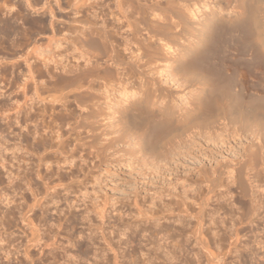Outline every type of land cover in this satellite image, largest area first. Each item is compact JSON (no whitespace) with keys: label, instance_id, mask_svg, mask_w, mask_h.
<instances>
[{"label":"bare ground","instance_id":"obj_1","mask_svg":"<svg viewBox=\"0 0 264 264\" xmlns=\"http://www.w3.org/2000/svg\"><path fill=\"white\" fill-rule=\"evenodd\" d=\"M23 1L27 7L33 8L34 0ZM201 1L66 0L63 3H59L58 0H54L53 3L47 0L44 3L41 1L43 9H39L47 12L48 22L44 19L32 22L46 26L52 36L62 32L63 42L54 43L56 49L61 48L57 62L59 66L56 62L54 65V70L59 71L54 72L49 67V60L45 62L42 72L44 75L47 74L50 80L33 82L32 90L35 95L40 94V91L48 92V96L41 98L37 96L38 101L29 97L28 101L16 102L14 108L17 110L11 123L18 126V131L12 129L15 133L12 132L11 137L15 142H9L10 144L6 141V128L11 119H8L10 116L6 113L8 105L2 100L0 163L2 167L9 164L10 169L13 168L9 169V173L16 172L13 174L15 179L12 176V181L17 179V190L23 189L27 193L25 195V191V194L19 191V196L16 195L17 205L21 207L24 201L28 213L32 214L35 209L39 211L37 217L36 214L32 215L38 212L29 215L33 219L37 218L39 227L42 225L46 235L51 234L53 237L59 235V231H54L53 227L57 229L56 226H60L63 217L65 223L69 221L73 224L83 221L89 223L91 217L100 219V223H104L103 219L107 213L104 205L92 206V211L82 197L76 200L71 198L75 194V185L81 187L85 176L94 168L93 165L90 167L83 162L85 160L83 152L95 156V151L92 153L94 149L91 150L93 142L100 140L101 150L114 147L112 149L119 153V157L128 155L138 160L142 154L139 156L136 153L141 152L149 157L154 154L158 158L160 154L185 139L207 137L220 125H228L227 127L231 126V128L236 125V129L240 130L241 148L244 150H241L242 162L243 165H249V171H246L245 165L242 166L245 170L243 168L239 170L238 183L241 195L239 224L241 225L238 229L241 236H237L241 238L247 236L248 222L253 227L257 225L264 227V159L261 160L259 156V160L257 156L260 152L259 148L264 145L262 136L259 135L263 134L261 130L264 129V0H220L223 5L217 8L209 3L199 5ZM55 9L64 11L65 16L58 17ZM8 26L15 28L14 22H10ZM226 36H229L236 47L239 46L250 52V63L252 61L255 65H259L257 87L254 91H244L241 87L236 89L235 78L233 77V80L231 74L227 73L228 70L221 63V58L218 59ZM41 55L40 51L38 56ZM162 74L165 76L164 81L161 78ZM170 83H174L176 87L172 89ZM21 87L25 93L26 86ZM70 103L75 106L74 110H68ZM24 105L27 106L28 111L24 110L22 111L24 113H21L20 109ZM57 106L66 113H61V110L59 113L55 112L54 108ZM41 114H47L48 118L52 117L46 122L41 118L44 116ZM8 147L11 150L10 161H7ZM248 147H253L254 150L251 151ZM247 148L251 152H246ZM95 154L99 161L104 157ZM224 165L232 166L227 161ZM231 172L229 170L228 173ZM213 184L206 186L205 192L203 191V194L201 193L196 199L192 198L197 207L196 211L192 212L195 225L192 224L193 229L189 228L192 229L196 245L206 250L208 247H205V239L202 238L204 229L201 222H203V209L210 200L208 195L215 187ZM4 197L3 202L7 198ZM61 202L65 205L64 209L60 207ZM182 203H178L179 207H183H181L182 211L177 208L189 214L191 211L187 212V207L190 205L186 202L188 205L183 203V206ZM89 212H94V215H90ZM181 217L182 215H177L174 221H180ZM20 218L23 220V217ZM31 218L28 219L30 229L26 226L28 230L37 226V221ZM167 224L156 223L153 230L162 233L160 231L168 229L164 227ZM151 225L153 227V224ZM262 230L264 231V228ZM172 231L167 233L171 237L176 234L175 230L174 234ZM29 233L32 236L34 232ZM40 233L33 234L30 238L35 241L33 243H36ZM88 237L87 239L90 238ZM242 240L247 239L240 241ZM258 242L261 244L264 240ZM244 245L247 243H243V247ZM148 251H151H146L149 257ZM250 252L252 253L251 250ZM62 253L60 252L61 255ZM147 253H145L146 257ZM202 253H205V250ZM207 253L209 254V251ZM63 254L72 255L66 254L65 251ZM72 256V260L75 261ZM28 257L30 259L29 254ZM157 257L155 256L154 259ZM32 259L31 256L29 261ZM148 260L149 258L147 262ZM210 260L212 259L208 261ZM20 261L18 260V263Z\"/></svg>","mask_w":264,"mask_h":264},{"label":"rangeland","instance_id":"obj_2","mask_svg":"<svg viewBox=\"0 0 264 264\" xmlns=\"http://www.w3.org/2000/svg\"><path fill=\"white\" fill-rule=\"evenodd\" d=\"M41 1L44 3L46 0L33 1V8L37 9L35 11L33 8L27 7L25 3H23V0H0V114L2 111V100H5L8 105H6L7 111H5L7 115L10 116L8 119H11L9 120L10 123H7L8 127L6 126V141H8V143L14 140L11 136L18 131V126H14V124L11 123L14 112L17 110L14 108L16 107V102H23L24 100L28 101L30 99L29 97L38 101L39 98H37V96H40V98L48 96V92L40 91V94L38 93L39 95H35L34 90H32L33 82H48V80H50L49 76L47 74L44 75L42 72V70L44 71L43 66L45 62L49 60V67H51L54 72L59 71L54 70V65L59 61L61 48L58 50L54 45L63 42L62 32L56 33L53 37L46 26L38 24L39 22L35 24L32 22L38 21L39 19H44L45 22H48L47 19L49 16L45 10H42ZM47 1L53 3L54 0ZM58 1L59 3H63L66 0ZM221 1L202 0L199 5L209 3L217 8L223 5ZM55 13L60 18L64 17L66 14L59 9H55ZM15 19L16 21H14ZM10 22H14V29L8 26ZM228 37H224L223 46L218 54V59L221 58L222 62H220L224 64V68L226 67L225 69L228 70V72H226L229 75L231 74L232 78H235L236 89L241 87L242 89L244 88V91H254L257 87V71H259V65H255L251 61V63H253L252 65L249 59V57L251 58L250 52L239 46L236 47ZM40 51L42 52V55L38 56ZM56 65L59 66L58 63ZM31 75H33V77H31ZM161 78L163 81L165 80L164 74H162ZM173 84L174 83H170L172 89L176 87L175 84ZM23 85L26 86L25 93H23L21 89V86ZM237 85L240 86L238 87ZM177 96H179V93H177ZM68 108V110H74L75 106L73 103H70ZM27 109V106L24 105L23 108L20 109L21 113H24L22 112L24 110L28 111ZM60 110L61 113H66V111L59 106L54 108L55 112L59 113ZM41 115H44L41 116V118L46 122H49V118L52 117L48 118L47 114ZM1 123L2 118L0 115V125ZM24 124L28 123L24 122ZM13 126L17 129H14ZM225 126H218L217 129H214L215 131L213 130V132L209 133L205 138L198 136L193 140L185 139L183 142L176 144V146L174 145V147L167 152L160 154L158 158H156L154 154L149 157L141 152H137L136 155L140 156L142 154L144 157L141 155V158L138 160L129 157L128 155L119 157V153L112 149L114 147L104 148L103 151L100 148V140H97V142L95 141V143L93 142L91 145V150L94 149L92 153L95 151L98 155L104 156V160L102 158V160L99 161L97 158L98 156L95 153V156L93 157L92 154L87 155V153L85 154V152H83V158L85 159L83 162L90 167L93 165L94 168L89 175L85 176L84 183L81 187L78 186V184L75 185V194L71 198L76 200L82 197L84 201L86 200L85 203H88L87 205H89V209L92 211V206L102 207L104 205L103 207L107 208L106 217L103 219L105 221L104 223H100V219L91 217V221H89L90 224L88 222L79 221L82 223L76 222L75 224H78L76 226L72 221H69L72 224L69 222L65 223L63 217V219L60 220L61 222L59 221V228L57 226V229L53 227L54 231H59V235L56 234L54 237L51 234L46 235L42 225L39 227L38 221L36 220L37 218L33 219L32 216H35V214L36 217L37 215L39 216V211H36L37 209H35L34 212L38 213L32 212V214L34 213V215H32L30 212H27L26 202L23 201L21 207L17 205L18 198L16 195L19 196L20 190V192L23 193L25 190H17V179L14 180L15 182L12 181L15 179L13 174L16 172L12 174L9 172L13 168L10 169L9 164L2 167L0 163V264H21V261L22 264L27 262V264H58L59 262V264H64L65 262H67V264H140V262L141 264H216L219 261L221 263L219 262L218 264H264V247L262 246L264 245V242H262L264 240V236L262 237V235H264L262 234L264 232L262 230L264 228L263 225V228L261 225L253 227L248 222L246 224V227L247 225L249 226L246 228L247 236L241 238V235L239 234L240 232L238 228L240 227L239 225H241L239 224V213L241 211L239 199L241 198V195L239 194L238 176L239 170L241 171L243 168L242 166L245 165H243L241 154L243 153L241 152L242 142L240 140V135L242 133H240V130L236 129V125H234L235 128H231V126L227 127L228 125ZM1 128L2 127L0 126V130ZM12 129L15 130V132L12 131ZM261 131L263 134L260 133L259 135L262 136L261 138L264 141V129ZM1 136L2 133L0 131V148L2 144ZM248 148L251 151L254 150L253 147ZM248 148L246 152H251ZM8 149L7 161H10V147H8ZM259 149L260 152L257 151L259 152L257 153L259 154L257 156L259 160L260 158L262 160L264 159V145L262 144ZM226 161L232 166L229 165L231 167H228L224 165ZM244 163L247 162L244 161ZM246 165V171H249V165ZM229 170L230 172L232 171L231 174L228 173ZM9 174H11V176ZM212 181L215 184H213ZM212 184L215 187H213L208 195L210 200H208V203L203 209V222H201L204 229L202 231L204 234L202 233L203 236H201L202 238L204 237L203 240L205 239L206 241H204V244L206 243L205 247H208V254V251L205 248H200L199 245H196L192 234V229L195 225V218L192 216L194 213L192 212L196 211L197 207H195L194 204H196V202L192 198L195 197L196 199V197L201 195L205 190L206 186ZM25 195H27V193ZM4 196L7 198L5 199ZM3 197L5 199L4 202ZM182 202L184 205L187 203L190 205L188 207L186 206L188 208L187 212H189V210L191 211L189 214L183 213L184 211L181 212L183 207H179L178 203L180 204ZM62 203L63 202H61L60 207H63L62 209H64L65 205ZM183 203L181 205H183ZM177 207L180 208L181 211ZM153 212L155 213L154 216L157 218L153 216ZM29 214L32 215V218ZM180 214L182 217L180 221L175 220L176 222L178 221V223H176L174 217L177 215L181 216ZM90 215L93 216L94 212H91ZM20 217H23V220H21L22 218ZM167 217L169 218L167 219ZM30 218L37 221H35L37 226L35 225V222L32 221L36 226V229L31 228V230H28L31 227L28 223V219ZM158 218L159 220H157ZM164 219L165 221H163ZM122 221L125 224L122 223ZM156 223H168L166 226L164 225V227L168 229L160 231L162 233L156 232V230H153ZM151 224H153V227ZM22 225L24 228H22ZM26 226H28V229ZM70 226L71 228L72 226H76V228L74 227L71 229ZM171 228L173 231L175 230L174 233L176 234L173 233ZM37 230H39V233L41 232V236H38L40 241L36 238V243H33L35 241L30 238L33 237V234H38V232H35ZM143 230H145V232H143ZM170 230L174 234H172V237L171 235H168L171 233ZM30 231L34 232L33 234L31 233L32 236L29 233ZM81 231L83 234L80 233ZM70 235L74 236L72 237ZM87 237L89 239H87ZM63 238L69 240L66 239V241ZM240 238L247 240H242L244 241L242 242L240 241ZM258 241H261L262 245ZM66 243H68L67 246ZM243 243H247V245H244L243 247ZM63 245L64 247H62ZM176 245L178 249L176 248ZM146 249L151 251H148L150 253L149 257ZM26 250L29 251L25 252ZM204 250L205 253H202ZM64 251L66 254H72L74 257L71 256L75 258V261L74 259L72 260L70 255H68L69 257L64 256ZM60 252H63L62 255ZM170 252L173 253L171 254ZM25 253H27V255ZM145 253H147V257L145 256ZM28 254L30 259L31 256L33 258L31 261L28 259ZM50 254L52 258L49 257ZM56 254L60 257L55 256ZM212 254H215V256ZM259 254L260 256L261 254L263 255L260 257ZM34 256L36 258H34ZM155 256L160 258L157 259V257L154 259ZM161 257L164 258L162 259ZM165 257H167V259ZM55 258L56 260H54ZM148 258L149 260L147 262ZM206 259L207 261L209 259L212 260L207 262ZM18 260L21 261L18 263Z\"/></svg>","mask_w":264,"mask_h":264}]
</instances>
